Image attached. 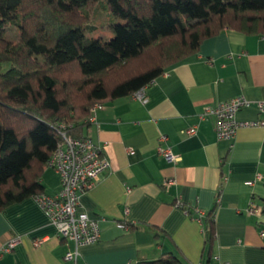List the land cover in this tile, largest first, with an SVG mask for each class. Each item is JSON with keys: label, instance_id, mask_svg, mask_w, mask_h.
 Returning a JSON list of instances; mask_svg holds the SVG:
<instances>
[{"label": "crops", "instance_id": "obj_1", "mask_svg": "<svg viewBox=\"0 0 264 264\" xmlns=\"http://www.w3.org/2000/svg\"><path fill=\"white\" fill-rule=\"evenodd\" d=\"M145 94V101L129 95L103 102L84 131L109 160L80 197L79 209L100 219L101 238L66 259L75 243L57 235L31 196L0 209V264H139L169 252L186 264H206L205 216L197 210L206 214L217 200L207 264H264V125L240 126L233 138L220 139L215 117L200 118L207 106L239 94L264 99V33L225 27L167 67ZM261 117L255 103L237 112L239 121ZM192 126L196 133L183 131ZM159 145L178 158L166 160ZM41 182L45 193L61 189L59 172L49 166ZM252 202L259 213L249 212ZM15 237V247L1 253ZM36 239L44 241L35 245Z\"/></svg>", "mask_w": 264, "mask_h": 264}, {"label": "trees", "instance_id": "obj_2", "mask_svg": "<svg viewBox=\"0 0 264 264\" xmlns=\"http://www.w3.org/2000/svg\"><path fill=\"white\" fill-rule=\"evenodd\" d=\"M97 3L107 38L88 35ZM225 27L264 33V0H0V209L44 192L47 160L64 132L86 136L94 104L134 95ZM218 203L204 215L206 264ZM139 264L186 263L169 252Z\"/></svg>", "mask_w": 264, "mask_h": 264}, {"label": "built area", "instance_id": "obj_3", "mask_svg": "<svg viewBox=\"0 0 264 264\" xmlns=\"http://www.w3.org/2000/svg\"><path fill=\"white\" fill-rule=\"evenodd\" d=\"M145 87L138 90L134 95L141 100H146ZM256 104L261 118L250 121H239L237 112L243 106ZM103 107L102 103H96L91 107L89 121L97 122L98 110ZM213 115L216 119V133L220 139H231L235 136L240 126L264 125V99L253 102L244 95L239 94L225 100H219L214 105L207 106L200 114L204 119ZM185 133H196V126L183 130ZM63 139L56 150L47 160V166L56 169L61 177V189L56 194L45 192L35 195L40 207L47 213L51 222L56 228L60 238L71 240L75 243L76 249L66 253V259H75L78 255V248L97 242L101 238L100 219L89 215L86 210L79 209L80 197L89 191L98 181L101 174L109 167V160L102 150V145L97 143L91 135L83 138H73L62 134ZM161 140L167 136L162 135ZM158 152L168 161L178 158L168 145H159ZM219 201V200H218ZM178 206L189 212L188 207L181 201ZM261 208L254 202L249 206L250 213H259ZM201 219L205 213L197 210ZM264 237V228L260 229ZM18 238H12L1 248V253L11 251L18 242ZM43 239H36L35 245L43 242Z\"/></svg>", "mask_w": 264, "mask_h": 264}, {"label": "rangeland", "instance_id": "obj_4", "mask_svg": "<svg viewBox=\"0 0 264 264\" xmlns=\"http://www.w3.org/2000/svg\"><path fill=\"white\" fill-rule=\"evenodd\" d=\"M95 28L93 32H89L88 35H94L96 37L107 38L112 36L113 33L108 28V23L110 22V15L104 11L102 4L97 3L93 11ZM5 36L8 40L15 41L20 36V29L13 25L8 24L6 27Z\"/></svg>", "mask_w": 264, "mask_h": 264}]
</instances>
